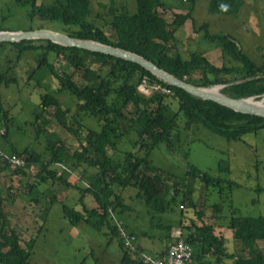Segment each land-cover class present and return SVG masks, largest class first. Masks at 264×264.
<instances>
[{
    "label": "trees",
    "instance_id": "16d2710c",
    "mask_svg": "<svg viewBox=\"0 0 264 264\" xmlns=\"http://www.w3.org/2000/svg\"><path fill=\"white\" fill-rule=\"evenodd\" d=\"M13 2L19 6H30V19L60 21L66 34L71 37L105 42L140 53L186 82L202 87L225 85L220 92L234 98L253 97L258 100L264 94V62L255 63L247 53L239 49L229 34L210 33L205 29L203 39L216 44L222 56L235 61L236 66H216L198 51L191 52L186 59L180 53L173 56L170 54L175 33L190 18L195 0H188L185 7L189 10L187 13L174 14L171 28L161 11L165 8L163 0H135V14H112L109 21L113 30L112 37L89 19L91 0H57L56 6L47 10L38 7L35 0ZM241 7V0H209L208 12L235 15ZM9 42L17 45L20 51L40 47L62 54L73 72H82L76 77L66 73L61 77L51 63L47 64L58 86L51 93L41 95L39 108L45 111L48 107H55L54 117L74 137L78 136L80 129L86 127L87 130L84 137L79 139L78 148L72 153L59 139L48 143L50 161L45 163L29 151L17 154L16 157L27 156V168L35 164L41 167L34 183L30 185V195L41 184L48 185L57 181L67 188L77 189L80 192V204L82 198L90 195L96 204L94 207L87 208L83 203L82 210L75 211L63 205V216L73 227L81 222L97 230L103 224L107 225L112 236L118 239L120 264L144 263L141 250L125 249L118 238V229L112 222L111 212H116L118 207L124 209V204L120 193L115 192V186L121 190L128 186L136 188V198L143 200L151 216L169 214L171 222L177 220L176 227L181 228L183 239L191 248V264H264V251H260L257 246L258 241L264 242V216H232V237L243 247L242 253L237 255L230 251L225 239L215 234L212 225L202 222V212L196 209L192 193L179 190L177 182L170 183L165 172L155 168L148 160L149 153L159 149L162 144H171L180 115L185 118L187 129L192 124H202L228 140H238L245 133L264 128L263 117L237 112L214 101L193 96L160 79L140 64L112 54L61 45L48 39ZM195 71L201 72V84L193 81L190 76ZM145 77L167 86L170 93H141L137 86ZM61 91L76 99L74 108H68V122L63 121L64 112L56 97V93ZM167 99L176 104L174 115L166 111ZM129 104L132 107L130 117L125 113ZM85 116L94 117L98 127L87 126ZM129 129L139 138L133 143V151L114 158L121 139ZM38 130H42V125H39ZM67 162H71L73 167L64 165ZM57 163L63 164L69 173L62 172L57 176L59 169L51 168ZM4 164L7 165L6 162ZM72 168L78 170L88 187L68 180L67 177L74 173ZM186 178L199 180L206 187H220L224 182L193 166L187 168ZM54 199L51 197L50 201ZM188 208L192 209L193 216L186 214ZM99 209L102 210L101 214ZM176 209L178 218L175 215ZM92 217H98V220L93 222ZM170 228L172 231L175 225H169ZM30 244L25 248L20 246L19 236L11 226L0 198V264H30Z\"/></svg>",
    "mask_w": 264,
    "mask_h": 264
},
{
    "label": "rangeland",
    "instance_id": "374dc122",
    "mask_svg": "<svg viewBox=\"0 0 264 264\" xmlns=\"http://www.w3.org/2000/svg\"><path fill=\"white\" fill-rule=\"evenodd\" d=\"M56 1L35 0L43 10L55 7ZM163 1L165 8L161 11L171 28L174 14L189 11L185 8L188 0ZM241 1L242 7L237 14L221 15L208 12L209 0H195L190 18L175 33L170 54L180 53L186 59L191 52L198 51L216 66H236L235 61L222 56L216 44L203 39L207 29L210 33L229 34L239 49L255 63L262 64L264 0ZM115 12L116 15L120 12L135 14V0H91L89 19L112 37L109 21ZM31 14L30 6H19L13 0H0V30L47 29L66 34L60 21L30 19ZM48 63L61 77L65 73L74 74L75 77L82 73L73 72L62 54L40 47L20 51L12 42H0V198L3 209L19 236L20 246L28 247L32 241L29 247L30 264H119L121 251L118 239L112 236L107 225L103 224L99 230L83 222L73 227L63 216V205L75 211H81L83 203L87 208L94 207L96 204L90 195L82 198L80 204V192L65 187L59 181L41 184L30 195V184L34 183L35 176L41 170L40 165L27 168V156L19 157L24 162L22 167L6 165L1 160V157L29 151L45 163L50 161L48 143L59 139L72 153L86 133L85 127L74 137L54 117L55 107H48L45 111L39 108L41 95L51 93L58 86V81L47 67ZM190 76L198 84L203 82L200 71ZM215 86L220 92L225 85ZM56 97L64 112L63 121H70L68 108H74L76 99L65 91L56 93ZM255 101L264 104V95ZM131 108L130 104L126 106L128 117L132 115ZM165 108L169 115L176 113V104L171 99H167ZM177 122L171 144H162L159 149L149 153L148 160L155 168L165 172L170 183L177 182L179 190L192 193L196 209L202 212V222L212 225L215 234L226 240L230 251L239 255L243 247L232 237V216H264V128L245 133L238 140H228L202 124H192L187 129L182 115L178 116ZM85 123L98 127L92 116H85ZM39 125H42V130H38ZM136 139L139 138L135 132L129 129L121 139L114 158L133 151ZM64 165L73 167L71 162ZM189 166L220 178L224 181L223 185L206 187L199 180L186 178ZM54 167L57 166H51ZM73 171L68 180L88 187L78 170L74 168ZM113 188L120 193L124 209L118 207L116 212H111L112 222L117 229V222H120L121 227L134 237V248L131 250H139L136 244H141L142 249L152 256L158 257L156 250L167 251V256L177 220L171 222L169 214L151 216L143 200L136 198V188ZM51 197L55 199L50 201ZM98 211L102 213V210ZM186 214L193 216L192 209L188 208ZM175 215L178 218V209ZM97 220L98 217L91 218L93 222ZM173 224L175 228L171 231L169 225ZM257 246L264 251V242L258 241Z\"/></svg>",
    "mask_w": 264,
    "mask_h": 264
},
{
    "label": "water",
    "instance_id": "95a60500",
    "mask_svg": "<svg viewBox=\"0 0 264 264\" xmlns=\"http://www.w3.org/2000/svg\"><path fill=\"white\" fill-rule=\"evenodd\" d=\"M20 39H48L61 45L77 46L92 51H101L104 53L112 54L114 56H117V58H122L140 64L142 67L149 70L160 79L175 87L182 88L193 96L199 97L204 100L214 101L223 106L232 108L237 112L247 113L264 118V104H262V102L260 101H252L253 97L234 98L229 95L216 92L217 90H213L217 88V86H215V88L202 87L186 82L185 80L176 77L166 69L161 68L153 61L145 58V56H143L142 54L136 53L129 49H125L123 47L90 39L71 37L67 34L47 29H35L26 31L0 30V42L18 41Z\"/></svg>",
    "mask_w": 264,
    "mask_h": 264
},
{
    "label": "built area",
    "instance_id": "2783aa9c",
    "mask_svg": "<svg viewBox=\"0 0 264 264\" xmlns=\"http://www.w3.org/2000/svg\"><path fill=\"white\" fill-rule=\"evenodd\" d=\"M137 90L141 93L150 95L154 93H170V89L160 82H152L148 78H144L142 82L137 86ZM1 160L14 167H22L24 162L21 158L16 156L1 157ZM58 170V176L62 172L69 173L68 169L60 163L56 164ZM80 177H78L79 179ZM118 236L122 240L124 247L133 249L134 248V237L130 236L117 222ZM142 261L144 264H191L192 253L190 246L184 241L183 233L180 227H176L172 233V241L169 243L168 254L165 258L155 257L150 254H141Z\"/></svg>",
    "mask_w": 264,
    "mask_h": 264
},
{
    "label": "crops",
    "instance_id": "0c3cea01",
    "mask_svg": "<svg viewBox=\"0 0 264 264\" xmlns=\"http://www.w3.org/2000/svg\"><path fill=\"white\" fill-rule=\"evenodd\" d=\"M0 176H2V174H0ZM31 184H32V183H31ZM31 184H30V185H31ZM42 193H43V191H42ZM42 193H41V194H42ZM136 246H137V249H139V250L142 251V253L145 252V251L142 249L141 244H136ZM166 252H167V251L156 250L155 254H156L158 257L165 258V257H166V255H165ZM144 254H148V253L145 252ZM155 257H156V256H155ZM119 264H120V260H119Z\"/></svg>",
    "mask_w": 264,
    "mask_h": 264
},
{
    "label": "bare ground",
    "instance_id": "6f19581e",
    "mask_svg": "<svg viewBox=\"0 0 264 264\" xmlns=\"http://www.w3.org/2000/svg\"><path fill=\"white\" fill-rule=\"evenodd\" d=\"M214 88H215V86H214ZM213 90H215V91H216L217 89L215 88V89H213ZM216 92H219V91H216ZM251 100H252V99H251ZM252 101H254V100H252Z\"/></svg>",
    "mask_w": 264,
    "mask_h": 264
}]
</instances>
